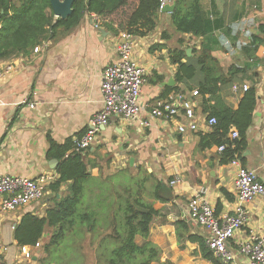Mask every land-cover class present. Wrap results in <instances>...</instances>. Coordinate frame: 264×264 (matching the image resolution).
Here are the masks:
<instances>
[{
  "label": "crops",
  "instance_id": "0c3cea01",
  "mask_svg": "<svg viewBox=\"0 0 264 264\" xmlns=\"http://www.w3.org/2000/svg\"><path fill=\"white\" fill-rule=\"evenodd\" d=\"M136 3L137 0H133L130 6L106 18L87 14L78 27L59 29L48 41L46 50L39 53L32 50L26 55L0 61L16 65L13 74L0 79V175L37 178L47 173L54 176L40 201L4 216L0 223L1 264H45L48 255L43 247L55 230L46 228L40 240L43 250L31 247L33 259L27 261L15 240V229L26 214L43 218L70 194L71 182L58 190L52 188L59 179V161L49 157V139L64 145L81 136L102 110L101 76L107 66L118 60L119 32ZM252 4H256L258 10H253ZM202 5L206 13L220 17V26L214 34L217 43L213 45V56L221 64L223 74L229 78L231 67L243 69L235 75V83L257 87L258 106L247 133V147L239 160L245 167L257 171L264 182V46L259 47L255 62H250L243 52L250 44V36L258 35L259 27L264 25V0H203ZM232 26L235 27L231 31ZM164 32L172 35L170 39L163 38ZM175 35L170 27V14L163 13L153 32L135 37V57L148 69L142 100L150 107L179 96L195 101L198 132L182 134L178 131L179 124L188 123L184 117L174 121L156 120L150 128H144L140 122L128 123L114 117L98 134L92 147L81 154L88 166V178L83 184L79 209H94L110 192H124L126 186L131 187L125 176L132 175L141 198L159 212L151 223L148 240L159 248L161 256L152 264H213L203 259L199 243L179 240V233L207 244L210 233L190 220L189 201L200 188L206 187L216 215L223 216L234 207L237 170L231 163L221 164L217 146L206 150L200 146L202 136L211 133L213 128L207 124L209 114L201 105L203 97L193 95L197 82H190L191 90L176 81L178 65L172 63L170 53L180 48ZM180 37H185L182 48L192 50L191 55L193 49L199 50L205 42L203 38L189 35ZM227 40L232 42V50L225 45ZM170 79L176 82L173 87H180L179 93L166 91L171 87L163 83ZM33 92L38 93L37 106L31 109L23 102L34 100ZM242 96L243 93H234L232 88L223 89L219 94L222 104L235 110ZM215 105L214 100L211 106ZM147 114L141 116V121L147 119ZM131 160H134L133 165ZM138 173L139 182L135 180ZM176 177L181 178L182 183L171 186L170 182ZM161 184L168 192L170 190L169 201L156 198ZM248 211L246 226L232 241L234 250L237 241L250 230L264 232V198L257 197L248 205ZM73 234L74 230L67 232L69 239L74 240ZM88 235L83 236L82 241H89ZM143 242L141 237L136 238L137 244ZM243 260L239 256L235 264H242Z\"/></svg>",
  "mask_w": 264,
  "mask_h": 264
},
{
  "label": "trees",
  "instance_id": "16d2710c",
  "mask_svg": "<svg viewBox=\"0 0 264 264\" xmlns=\"http://www.w3.org/2000/svg\"><path fill=\"white\" fill-rule=\"evenodd\" d=\"M131 1L75 0L72 14L66 19H56L50 0H0V61L28 54L52 40L59 29L78 27L87 14L106 18L130 6ZM160 1L137 0L119 33L128 32L135 37H144L153 32L163 15ZM202 1L175 0L176 8L170 14V27L177 35L203 38L205 42L199 50L193 49L192 55L188 56L182 48L185 37H179L177 43L180 48L170 52L171 61L178 65L175 75L178 85L192 90L190 82H197L195 87L203 97L201 105L204 112L209 114V119H217L213 131L202 136L200 146L203 150L224 146L225 150L221 153V164L224 165L240 158L247 147V133L258 106V90L253 86L245 92L236 110L222 104L219 94L223 89L232 88L235 75L244 70L231 67L229 78L223 74L221 64L213 56V45L217 43L214 34L220 26V17L206 13ZM234 27H230V30ZM170 35L164 32L163 38L170 39ZM261 46H264V25L259 27L258 35L250 36V44L243 48L249 61H256V53ZM166 91L168 94L179 93L181 89L177 86L167 88ZM214 100L217 105L211 106ZM233 129L239 133L236 140L229 138ZM49 144V157L59 161V179L52 188L58 190L63 184L71 182L70 194L59 201L56 207L48 210L43 218L26 214L14 232L18 245L36 246L46 228L50 227L55 231L44 246L46 255L51 258L49 264H90L87 255L79 251L84 242L83 236L88 234H92L90 245L96 247L97 251L94 264H152L159 261V248L148 240L151 223L159 212L141 198V191H137L138 185L136 188L126 186L124 192H110L94 209L81 210L79 206L83 184L88 178V166L79 153L66 157L73 148V140L59 145L49 139ZM169 192L161 184L156 191V198L163 202L169 201ZM180 225L187 227L185 223ZM70 230H74V240L67 235ZM138 236L144 240L142 245L136 243ZM182 238L199 243L203 259L213 264H223L204 241L193 236L185 238L179 233V240ZM57 246L61 254H50L52 247ZM76 249L78 254H75Z\"/></svg>",
  "mask_w": 264,
  "mask_h": 264
},
{
  "label": "built area",
  "instance_id": "2783aa9c",
  "mask_svg": "<svg viewBox=\"0 0 264 264\" xmlns=\"http://www.w3.org/2000/svg\"><path fill=\"white\" fill-rule=\"evenodd\" d=\"M160 11L166 5H171V0L160 1ZM253 10H258L255 4ZM120 40L117 46L118 60L110 64L102 73L101 94L103 99L102 110L90 121L89 127L84 134L73 139V148L67 153L84 154L97 140L101 130L107 127L114 117H119L128 123L140 122L144 128H150L156 120L174 121L179 117H184L188 123L179 124L178 131L182 134L186 132H198L196 124L195 101L183 98L172 97L161 100L150 107L142 100L143 87L148 80V69L141 65L135 57V36L128 33H120ZM225 45L231 50L233 44L227 40ZM48 42L34 49L35 53L47 49ZM252 62V61H250ZM16 70L15 64L0 63V79L10 76ZM251 87L248 84L235 83L232 87L234 93H245ZM199 96L198 91L193 93ZM37 92H33L23 105L34 109L37 106ZM147 112V119L141 121V116ZM208 126L217 124L215 117L208 118ZM229 138L236 140L239 133L233 129ZM222 153L225 147L218 148ZM231 164L236 168V200L233 209L217 216L215 209L209 200V189L200 188L189 201L190 220L204 227L209 231L210 236L207 246L212 250L213 255L223 264H235L237 258L243 257L242 264H264V232L250 230L246 237L237 241V249L234 250L232 241L236 234L241 231L248 222V205L257 197L264 198V182L260 180L257 171L245 167L239 158ZM54 176L42 174L37 178H27L21 176L0 175V223L4 216L9 213L24 209L33 203L40 201L53 181ZM182 183L181 178L176 177L171 182V186ZM40 242L33 248H39ZM20 252L27 261L33 259L31 246H21ZM1 264V256H0Z\"/></svg>",
  "mask_w": 264,
  "mask_h": 264
},
{
  "label": "water",
  "instance_id": "95a60500",
  "mask_svg": "<svg viewBox=\"0 0 264 264\" xmlns=\"http://www.w3.org/2000/svg\"><path fill=\"white\" fill-rule=\"evenodd\" d=\"M51 2V7L52 10L54 12L55 18L58 19H66L68 16H70L73 12V4L75 2V0H50ZM176 8V2L173 1V3L171 5H166L163 8L162 13L164 14H171L173 13V11ZM191 51L192 50H188L187 54L188 56L191 55ZM175 80L170 79L168 82H164L163 86H167V87H173L175 85ZM134 160H131V165L134 164L133 162Z\"/></svg>",
  "mask_w": 264,
  "mask_h": 264
},
{
  "label": "rangeland",
  "instance_id": "374dc122",
  "mask_svg": "<svg viewBox=\"0 0 264 264\" xmlns=\"http://www.w3.org/2000/svg\"><path fill=\"white\" fill-rule=\"evenodd\" d=\"M174 37H175L176 41L178 42V38L180 37V35H177L176 34ZM177 42H176V44H177ZM139 176H140V174L138 173L137 174V177L135 179L137 182L140 181L139 180L140 179ZM125 177H126L125 180H126L127 184L130 185L132 188H134V181H133L132 175H126ZM88 236L90 238H92V234H89ZM90 244H91V239L89 241L83 242L81 244L82 249L79 250V251H80V254H86L87 255V258H88V261H89L90 264H94V262H95L94 261L95 260V255L94 254H97V251L95 250L96 247H92V245H90ZM42 245H43V243H42ZM40 249L43 250L42 249V246L40 247ZM58 249H59L58 246L57 247H52L50 254H61V251H59ZM77 252L78 251L76 249L75 254H78ZM45 254H47V253H45ZM44 263L45 264H49L50 263V260H49V257L48 256H47V259H46V261Z\"/></svg>",
  "mask_w": 264,
  "mask_h": 264
}]
</instances>
